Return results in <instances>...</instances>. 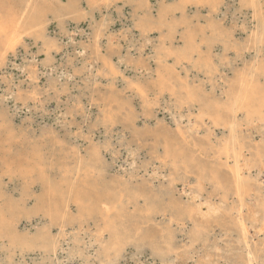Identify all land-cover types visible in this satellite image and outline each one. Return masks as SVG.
<instances>
[{
	"label": "rangeland",
	"instance_id": "1",
	"mask_svg": "<svg viewBox=\"0 0 264 264\" xmlns=\"http://www.w3.org/2000/svg\"><path fill=\"white\" fill-rule=\"evenodd\" d=\"M212 1L0 0V264H264V0Z\"/></svg>",
	"mask_w": 264,
	"mask_h": 264
},
{
	"label": "bare ground",
	"instance_id": "2",
	"mask_svg": "<svg viewBox=\"0 0 264 264\" xmlns=\"http://www.w3.org/2000/svg\"><path fill=\"white\" fill-rule=\"evenodd\" d=\"M46 1H49V0H46ZM199 1V0H198ZM201 1H203V0H201ZM204 1H212V0H204ZM259 1L260 0H241V2H243L244 4H246L247 6H249L250 8H251V10H252V12H253V14L255 15V17H257V16H259V12H260V6H259ZM213 2V1H212ZM56 9H57V14L58 13H61L62 12V8H60V5H57L56 6ZM73 13V12H72ZM18 14V13H17ZM16 13H12V15H8L9 17H8V19H7V21L5 22V23H3V24H0V33H6L7 35H12V37L14 36V34H16L17 33V31L19 30V27H20V25H21V23H22V18H21V14L20 15H17ZM13 15H16V16H13ZM7 16V15H6ZM262 19V18H261ZM71 31V30H70ZM262 31V30H261ZM256 38L257 39H259L260 40V38H261V32H260V34L259 35H256ZM8 43V42H7ZM65 46V45H64ZM2 48V47H1ZM3 50V49H2ZM1 50V51H2ZM2 59V58H1ZM89 61V60H88ZM86 65V64H85ZM40 79V78H39ZM240 90H241V92L243 93V99H247L248 97L246 96L247 95V93H249V91H250V95H254V94H261V92H260V89L259 88H257V87H255V86H251V84L249 83V82H245V83H243L241 86H240ZM9 96V95H8ZM248 103H249V100H248ZM255 103V102H254ZM256 103L259 105V107H261L262 106V104L264 103V100H259V101H256ZM242 104V103H241ZM236 113V112H235ZM260 129V128H259ZM232 138V137H231ZM235 140V139H234ZM38 146V145H37ZM99 172V171H98ZM82 173V172H81ZM103 174V173H102ZM236 178V177H235ZM86 179V178H85ZM95 179V178H94ZM238 179V178H237ZM103 180V179H102ZM239 180V179H238ZM101 181V180H100ZM98 182V181H97ZM237 183V182H236ZM74 184V183H73ZM237 185V184H236ZM59 186V185H58ZM81 191V190H80ZM79 190H78V188L74 185H72L71 186V188L69 189V191H68V198H69V200H71L70 199V195L74 198V200L75 199H78V198H81L80 196H81V193L82 192H80ZM240 191V190H239ZM50 193L51 194H53L52 192H51V190H50ZM199 193V192H198ZM54 195V194H53ZM64 195H66V194H64ZM83 196H84V194H83ZM83 196H82V198H83ZM86 196V195H85ZM240 196V195H239ZM60 197V196H59ZM106 197V196H105ZM241 198V197H240ZM90 199V198H89ZM67 201V200H66ZM75 201H77V200H75ZM90 201H91V199H90ZM95 201V200H94ZM97 201V200H96ZM241 201V200H240ZM54 202V201H53ZM85 202V201H84ZM84 202H81L80 203V205L82 206L81 207V211H82V209L84 210V212L87 210L86 208H84V206H83V204H84ZM98 202V201H97ZM63 203V202H62ZM61 203V204H62ZM91 203H92V201H91ZM237 203V202H236ZM86 204H88L87 202H86ZM90 204V203H89ZM88 204V205H89ZM57 205V204H56ZM56 205H54L52 208H56V211H59L58 209V207L59 206H56ZM64 204H62V206H63ZM79 206V205H78ZM80 207V206H79ZM241 207V206H240ZM97 207H96V205L94 204V205H91V207L88 209L89 211H92V212H94V211H96L97 209H96ZM208 209H209V207H207ZM238 209V208H237ZM257 211L259 214H261V216H262V219L264 220V204L263 205H260V206H258L257 208H253L251 205H248L247 206V214H249V215H251V214H253L254 213V211ZM88 211V212H89ZM213 212V211H212ZM207 213V212H206ZM87 215V214H86ZM237 215H238V222H239V227L241 228V230L243 231V236H244V239H245V237H246V229H245V221L247 220L246 219V217H244L243 216V213H242V211L240 210V211H238L237 212ZM33 216V215H32ZM91 216V215H90ZM103 216V215H102ZM105 217V216H104ZM208 217V216H207ZM66 218V217H65ZM251 218V216H249V218H248V220ZM261 219V220H262ZM112 221V220H111ZM247 222V221H246ZM19 225V224H18ZM112 225V224H111ZM109 226V228L111 229V233H112V237H113V240H114V247H113V250H114V252L116 253V252H118L120 249H121V242H122V240H124L125 239V237H126V233H125V231H118L115 227L114 228H112V226ZM261 225H263V224H261ZM246 230V231H245ZM12 232V231H11ZM119 232V233H118ZM43 233V232H42ZM248 234V233H247ZM45 235V234H44ZM59 235V234H58ZM199 236V231H197V233L195 234V237H198ZM44 238H45V236H43ZM85 237V236H84ZM247 238V237H246ZM43 240V239H42ZM44 241V240H43ZM57 241V240H56ZM81 241V240H80ZM248 241V240H247ZM40 242V241H39ZM38 243V242H37ZM243 243V242H242ZM217 244V243H216ZM61 246V245H60ZM78 246V245H77ZM59 247V246H58ZM240 247V246H239ZM40 248V247H39ZM51 248V247H50ZM61 248V247H60ZM74 249V248H73ZM80 249V248H79ZM78 251V250H77ZM259 252V251H258ZM72 255V254H71ZM65 259V258H64ZM78 259V258H77ZM71 261V260H70ZM60 264V263H59Z\"/></svg>",
	"mask_w": 264,
	"mask_h": 264
}]
</instances>
